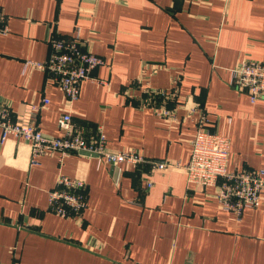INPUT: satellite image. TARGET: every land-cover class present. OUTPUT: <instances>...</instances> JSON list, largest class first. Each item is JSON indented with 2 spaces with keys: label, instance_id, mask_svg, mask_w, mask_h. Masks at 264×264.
<instances>
[{
  "label": "crops",
  "instance_id": "0c3cea01",
  "mask_svg": "<svg viewBox=\"0 0 264 264\" xmlns=\"http://www.w3.org/2000/svg\"><path fill=\"white\" fill-rule=\"evenodd\" d=\"M0 12V101L13 115L38 107L42 134L61 136L57 122L68 111L87 133L101 129L111 150L187 165L198 107L229 140L228 172L264 169V99L250 103L229 84L241 62L264 61V0H0ZM74 32L104 65L68 105L45 72L24 63L47 59L51 34ZM173 78L177 99L143 105L142 86L167 90ZM37 160L21 139L0 143V264H264V192L238 218L179 168L75 154ZM59 175L85 184L79 217L48 210Z\"/></svg>",
  "mask_w": 264,
  "mask_h": 264
},
{
  "label": "built area",
  "instance_id": "2783aa9c",
  "mask_svg": "<svg viewBox=\"0 0 264 264\" xmlns=\"http://www.w3.org/2000/svg\"><path fill=\"white\" fill-rule=\"evenodd\" d=\"M7 33V25L0 12V35ZM50 54L45 61H25L24 68L33 66L45 72L49 79L62 91L66 103L77 101L80 86L86 80H94L91 73L104 65L102 58L91 51H84L77 32L68 37L50 35L47 40ZM230 86L248 96L250 103L264 99V61L247 60L231 71ZM179 79L173 78L169 89H151L148 85L141 90L147 96L143 105L150 106L156 98L177 99ZM47 103L46 99L42 100ZM163 119H174L175 112L165 107L151 106ZM38 107L27 105L23 115H13L10 105L0 101V143L8 136L21 139L30 149V163L35 165L38 158L58 154L60 158L69 155L86 157L95 155L106 164H128L140 167L150 164L154 170L179 168L184 170L187 184L212 186L222 210L235 214L238 218L245 208H253L264 192V169L228 172L226 169L229 140L210 129V122L204 110L194 107L195 136L192 141L190 160L187 165L171 161H152L133 150H111L106 146V138L101 129L87 133L83 127L72 123L68 111L61 114L57 126L63 132L59 137L42 134L35 124ZM147 189L151 183H147ZM85 184L65 175H59L55 188L48 192V210L61 218L79 217L86 208ZM14 248L12 253H14ZM11 264H15L12 262Z\"/></svg>",
  "mask_w": 264,
  "mask_h": 264
},
{
  "label": "water",
  "instance_id": "95a60500",
  "mask_svg": "<svg viewBox=\"0 0 264 264\" xmlns=\"http://www.w3.org/2000/svg\"><path fill=\"white\" fill-rule=\"evenodd\" d=\"M82 155H85V156H87V154L86 153H83ZM91 157H96L95 155H91Z\"/></svg>",
  "mask_w": 264,
  "mask_h": 264
}]
</instances>
